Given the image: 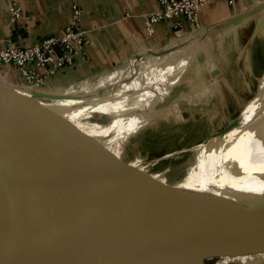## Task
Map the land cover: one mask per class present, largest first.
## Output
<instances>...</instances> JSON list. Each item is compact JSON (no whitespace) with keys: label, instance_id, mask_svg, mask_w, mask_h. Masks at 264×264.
<instances>
[{"label":"crops","instance_id":"crops-1","mask_svg":"<svg viewBox=\"0 0 264 264\" xmlns=\"http://www.w3.org/2000/svg\"><path fill=\"white\" fill-rule=\"evenodd\" d=\"M14 3L22 10L16 20L10 9ZM74 5L82 9L90 40L85 59L48 79L35 95L24 93L23 79L12 65L0 67L1 114L17 119L20 133L29 131L49 145L71 140L85 148L90 167L105 171L132 165L137 159L131 152L137 149L165 153L190 138L214 136L239 105L230 127L245 112L249 117L237 127L250 130L262 121L256 84L264 73V0H210L200 10L198 27L185 23L174 29L161 22L151 35L145 15L158 7L156 0H0V41L13 37L31 46L58 34L70 23ZM118 82L126 86L114 89ZM15 91L24 99L12 101ZM37 153L41 162L59 170ZM147 186L153 189L113 202L139 199L118 208V215L123 230L125 225L142 245L155 240V232L179 225L188 229L192 221L202 228L180 240L263 233L219 237L241 232L264 211V133L231 157L182 170L168 185ZM231 260L261 264L264 252Z\"/></svg>","mask_w":264,"mask_h":264},{"label":"water","instance_id":"water-1","mask_svg":"<svg viewBox=\"0 0 264 264\" xmlns=\"http://www.w3.org/2000/svg\"><path fill=\"white\" fill-rule=\"evenodd\" d=\"M153 55L159 57L162 54L153 52ZM136 59L139 61L141 56ZM10 99L21 101L24 96L15 91ZM1 113L0 108V128H8L15 139L6 140L0 134V264H22L25 257L44 264H139L128 251L90 225L61 197L46 191L48 184L64 188L73 180L123 179L128 182V178L117 176L134 168L122 166L95 171L89 165L83 146L71 140L49 145L42 137H32L29 131L20 133L15 124L17 119H8ZM31 147L57 165L59 170L53 173L48 169L51 168L49 162L32 163L19 156V150ZM201 228L200 222L192 221L189 230L179 225L162 229L159 235L181 236ZM256 228L264 231V211L258 220L246 225L239 233H228V237L248 235L257 232L253 231ZM261 251L264 252V248L225 254L233 256L234 252L245 255Z\"/></svg>","mask_w":264,"mask_h":264},{"label":"bare ground","instance_id":"bare-ground-1","mask_svg":"<svg viewBox=\"0 0 264 264\" xmlns=\"http://www.w3.org/2000/svg\"><path fill=\"white\" fill-rule=\"evenodd\" d=\"M150 54L153 55V52L151 51ZM256 85L258 87L260 103L263 106L264 111V73L258 78ZM37 91V89L24 88V93L28 95H35ZM248 117L249 114L247 112L242 113L241 115L239 114L235 121L237 124L233 127H230L232 122V119H230L228 125L220 133L195 145L188 153L182 154L181 157L185 156L188 158L187 161H189L188 166H185L183 170H190L213 162L227 154L228 151L234 148L237 144L245 142L246 144L244 146L241 147L240 145L238 147V149H244L247 145L254 143L259 139L262 136V133H264V117L254 129L246 130L245 127H237L238 124L246 121ZM0 134L6 140L15 139L14 135L8 132L3 126L0 128ZM32 149L27 148L23 151L19 150L18 154L23 159L32 163L38 161L41 162L39 154L34 151L35 149ZM48 169L53 173L57 172L52 168ZM140 176H143V172H141ZM136 178L137 176H130L128 180L132 181ZM78 183H80L78 180H73L72 183H69L68 185L66 184L64 188L49 186L46 187V191L53 196L61 197L70 208L79 213L81 217L85 218L90 225L94 226L116 244L128 251L139 261V264H152L155 256L162 252L172 250L173 248L201 247L211 250H224V252H242L264 248V234H257L248 238L239 239H215L217 238L215 237L200 241H183L179 239L182 235L174 237L160 236V231L154 233L155 240L142 245V241L139 238H134L129 235V231L125 230V225L123 230L124 221H122L123 219L118 215V208L138 201L139 199L119 205L113 204V202L124 200V194L131 192L128 189L129 184L127 185L123 179H113V182L109 184L89 185L83 183L76 186ZM152 189L153 187H149L145 192L151 191ZM140 194L141 193L138 192L136 193V196ZM174 227L176 228V226ZM228 236L229 235L219 237ZM22 264L44 263L32 257H25Z\"/></svg>","mask_w":264,"mask_h":264},{"label":"built area","instance_id":"built-area-1","mask_svg":"<svg viewBox=\"0 0 264 264\" xmlns=\"http://www.w3.org/2000/svg\"><path fill=\"white\" fill-rule=\"evenodd\" d=\"M156 1L158 7L145 15V27L150 35L155 32L156 24L161 22H168L174 29L183 27L185 23L198 27L200 10L210 0ZM10 9L13 20L20 18V6L14 3ZM81 17L82 9L74 5L72 19L62 32L45 36L31 46H24L13 37L0 41V67L12 65L22 77L25 88L42 87L65 67L86 58L90 40Z\"/></svg>","mask_w":264,"mask_h":264},{"label":"rangeland","instance_id":"rangeland-1","mask_svg":"<svg viewBox=\"0 0 264 264\" xmlns=\"http://www.w3.org/2000/svg\"><path fill=\"white\" fill-rule=\"evenodd\" d=\"M127 77L128 78L126 79V81H129V75ZM113 86L115 87L114 89H116L117 86L123 88L126 85H123V83L121 84V82H118V83H115ZM109 87L112 89V85ZM258 100L260 102V99ZM259 105L261 107V110L263 111V106L261 104ZM240 108L241 106L239 105L237 107V111L229 117V120L237 116V114L240 111ZM263 114H264V111H263ZM229 120L224 122L223 127H226ZM260 122H261L260 120L259 121L256 120L255 127H257ZM223 127H221L218 131H221ZM218 131L216 133H218ZM213 134L209 136H212ZM209 136L199 137V138H197L198 137L197 136L196 138H190V140L186 143V145H183V144L181 146L179 145L177 146L178 148L176 147L177 149H174V150L171 149L170 151H167L165 153L164 152L162 153L153 152L151 154H148L146 151L143 153L142 149H137L135 152H131V154L133 155L135 154L136 157L134 158H136L137 161L131 162L132 165L128 166L130 168H132L133 166L134 168L133 171L127 174H122L120 176H117V178L126 179V178H129L130 176H137L136 179L132 181L128 180V182H126L127 185L129 184L128 189L131 192H136V193L138 192L144 193L145 190L149 188V186L145 187L146 184L160 183V185H168L170 184V182H174L178 180L180 178V174L182 173V170L185 168V166H188V162H189L187 161L188 158L185 156L181 157L182 154L188 153L192 147L203 142L205 139L209 138ZM240 145L241 144H237L236 146H234V148L229 150L228 153L225 154L224 156L231 157L233 153H235L236 150H238V147ZM174 147L175 145H173V148ZM124 169H127V167H125ZM141 172H143V176H140ZM83 181L89 185L105 184V183L109 184L113 182V181H109V179L106 181L85 179ZM78 185H81V184H77L76 186ZM257 230H259V228L258 229L256 228L253 231H257ZM260 234H264V232ZM176 249H180V250H176ZM176 249L173 248L172 250L162 252L158 254L157 256H155L154 264H214L216 261H221L222 263L226 262L227 264H240L239 261L231 260V257H236L239 255V254H236L235 252L233 253L234 255L231 256L229 254H225L229 252H226V251L224 252V250L222 251L215 250V249L211 250V249H206V248H201V247H194V248L183 247V248H176ZM215 251H219V252L217 254H214ZM169 257H175V259H171ZM261 264H264V262H262Z\"/></svg>","mask_w":264,"mask_h":264}]
</instances>
